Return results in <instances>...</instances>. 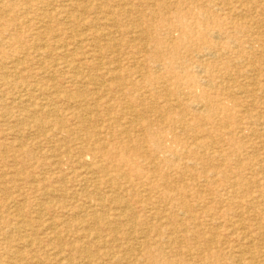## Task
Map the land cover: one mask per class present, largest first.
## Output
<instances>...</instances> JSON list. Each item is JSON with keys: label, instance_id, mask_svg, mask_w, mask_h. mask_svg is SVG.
Wrapping results in <instances>:
<instances>
[{"label": "rangeland", "instance_id": "rangeland-1", "mask_svg": "<svg viewBox=\"0 0 264 264\" xmlns=\"http://www.w3.org/2000/svg\"><path fill=\"white\" fill-rule=\"evenodd\" d=\"M263 147L264 0H0V264H264Z\"/></svg>", "mask_w": 264, "mask_h": 264}, {"label": "bare ground", "instance_id": "bare-ground-1", "mask_svg": "<svg viewBox=\"0 0 264 264\" xmlns=\"http://www.w3.org/2000/svg\"><path fill=\"white\" fill-rule=\"evenodd\" d=\"M234 4V3H233ZM74 8V7H73ZM128 11V10H127ZM97 12V11H96ZM95 12V13H96ZM76 18V17H75ZM129 19V18H128ZM132 19V18H131ZM41 21V20H40ZM66 21V20H65ZM67 21H69V20H67ZM129 21V20H128ZM39 22V21H38ZM113 22V21H112ZM40 24V23H39ZM77 24V23H76ZM37 26V25H36ZM111 26V25H110ZM156 27V26H155ZM110 28V27H109ZM179 29H180V31H183V33H186L187 31H189L188 30V28H187V26H184L182 23L180 24V26L178 27ZM81 29V28H80ZM67 31V30H66ZM75 31V30H74ZM80 31V30H79ZM60 35H62V34H60ZM108 35V34H107ZM252 35V34H251ZM101 36H103V35H101ZM82 37V36H81ZM109 37V36H108ZM159 38V37H158ZM16 39H18V38H16ZM56 39V38H55ZM54 39V40H55ZM95 39V38H94ZM22 40V39H21ZM93 40V39H92ZM152 40V39H151ZM18 41V40H17ZM47 42V41H46ZM110 42V41H109ZM63 43V42H62ZM108 43V42H107ZM83 44V43H82ZM38 45V44H37ZM66 46V45H65ZM77 46V45H76ZM75 46V47H76ZM105 46V45H104ZM117 46V45H116ZM9 47V46H8ZM74 47V46H73ZM72 51V50H71ZM231 53H232V51H231ZM245 55V54H244ZM247 55V54H246ZM93 56V55H92ZM216 56V55H215ZM139 61V60H138ZM145 62V61H144ZM242 63V62H241ZM134 65V64H133ZM153 65V64H152ZM235 65H236V67H237V64L235 63ZM54 66V65H53ZM143 66V65H142ZM192 66V65H191ZM232 66H234V65H232ZM253 66V65H252ZM251 66V67H252ZM135 67V66H134ZM72 68V67H71ZM213 68V67H212ZM238 68V67H237ZM248 68H250V66L248 67ZM111 70V69H110ZM129 71V70H128ZM214 71V70H213ZM75 72V71H74ZM191 72V71H190ZM262 72V71H261ZM110 73V72H109ZM154 73V72H153ZM214 73V72H213ZM244 73V72H243ZM242 73V74H243ZM240 74V73H239ZM238 74V75H239ZM241 74V75H242ZM247 74V73H246ZM18 76V75H17ZM42 76V75H41ZM226 76V75H225ZM234 76V75H233ZM116 77V76H115ZM244 77V76H243ZM18 78V77H17ZM148 78V81H149V83L151 84V82H153V80L152 79H150V77H147ZM231 78V77H230ZM233 78V77H232ZM228 79V78H227ZM246 79V78H245ZM115 80H117V79H115ZM130 80V79H129ZM245 81V80H244ZM11 82V81H10ZM224 82V81H223ZM245 84V83H244ZM249 85V84H248ZM199 86V85H198ZM261 86V85H260ZM131 87V86H130ZM212 87V86H211ZM235 87V86H234ZM244 87V86H243ZM242 87V88H243ZM249 87V86H248ZM251 87V86H250ZM263 87V86H262ZM219 88H220V86H219ZM233 88V87H232ZM236 88V87H235ZM254 88V87H253ZM256 88V87H255ZM237 90V89H236ZM262 91H263V89H262ZM261 91V92H262ZM220 92V91H219ZM219 92H217V93H219ZM240 92H241V90H240ZM239 92V93H240ZM221 93V92H220ZM232 93V92H231ZM222 94V93H221ZM229 94V93H228ZM241 94V93H240ZM239 94V95H240ZM259 94H261V93H259ZM227 95V94H226ZM239 95H236V96H238L239 97ZM141 96V95H140ZM241 96V95H240ZM162 97V96H161ZM261 97V96H260ZM128 98V97H127ZM256 98V97H255ZM25 99H27V98H25ZM256 99H258V97L256 98ZM260 99V98H259ZM167 101V100H166ZM18 102V101H17ZM174 102V101H173ZM182 102H185V101H182ZM220 102V101H219ZM128 103V102H127ZM28 104V103H27ZM26 104V105H27ZM37 104V103H36ZM170 105V104H169ZM259 105V104H258ZM219 106V105H218ZM130 107V106H129ZM220 107V106H219ZM257 107V106H256ZM27 109V108H26ZM134 109V108H133ZM170 109V108H169ZM244 109V108H243ZM28 110H29V108H28ZM199 110H200V108H199ZM253 110V109H252ZM261 111H263V109H260ZM178 111V110H177ZM237 111V110H236ZM255 111V110H254ZM92 112V111H91ZM172 112V111H171ZM209 112V111H208ZM241 112V111H240ZM258 112V111H257ZM55 113H57V112H55ZM90 113V112H89ZM176 113V112H175ZM242 113V112H241ZM53 114V113H52ZM133 114V113H132ZM248 114V113H247ZM89 115V114H88ZM156 116V115H155ZM157 116H158V114H157ZM172 116V115H171ZM81 117V116H80ZM232 117V116H231ZM256 117V116H255ZM4 118V117H3ZM85 118V117H84ZM86 118H88L87 116H86ZM133 118H135V117H133ZM31 119V118H30ZM91 119V118H90ZM171 119H172V117H171ZM169 121V120H168ZM191 121V120H190ZM256 121H257V119H256ZM146 122V121H145ZM162 122V121H161ZM183 122V121H182ZM157 123H158V121H157ZM156 123V124H157ZM160 123V122H159ZM186 123H188V122H186ZM217 123V122H216ZM57 124V123H56ZM60 124V123H59ZM58 124V125H59ZM113 124V123H112ZM162 124H164V122L163 123H161V125ZM183 124H184V122H183ZM41 125V124H40ZM48 125V124H47ZM61 125V124H60ZM206 125V124H205ZM255 125V124H254ZM259 125V124H258ZM257 125V126H258ZM66 126V125H65ZM178 126V125H177ZM189 126V125H188ZM122 126H120V128H121ZM162 127V126H161ZM167 127V126H166ZM174 127V126H173ZM186 127V126H185ZM227 127V126H226ZM225 127V128H226ZM52 128V127H51ZM84 128V127H83ZM110 128V127H109ZM117 128V127H116ZM256 128V127H255ZM259 128V127H258ZM66 129V128H65ZM108 129V128H107ZM164 129V128H163ZM212 129H214L213 127H212ZM236 129V128H235ZM257 129V128H256ZM49 130V129H48ZM113 130V129H112ZM148 130H150V129H148ZM222 130V129H221ZM228 130V129H227ZM237 130H239V129H237ZM258 130V129H257ZM107 132V131H106ZM142 132V131H141ZM151 132H152V130H151ZM131 133V132H130ZM225 133H227V132H225ZM228 134H229V132H228ZM233 134V133H232ZM117 135V134H116ZM118 135H119V133H118ZM184 135V134H183ZM198 135H199V133H198ZM220 135V134H219ZM226 135V134H225ZM238 135H240V133H238ZM19 136V135H18ZM28 136V135H27ZM133 136V135H132ZM221 137H223V136H221ZM239 137V136H238ZM246 137V136H245ZM260 137V136H259ZM19 138V137H18ZM216 138V137H215ZM189 139V138H188ZM213 139V138H212ZM242 139V138H241ZM250 139V138H249ZM151 140H152V142H154V144L156 145V147H158L157 149H158V151H162V144H161V141H160V137H158V136H156V135H154L153 133L151 134ZM119 141V140H118ZM196 141V140H195ZM121 142V141H120ZM228 142V141H227ZM252 142V141H251ZM202 143V142H201ZM115 144V143H114ZM202 144H204V143H202ZM227 144V143H226ZM206 145H207V143H206ZM103 146V145H102ZM101 146V147H102ZM116 146V145H115ZM114 146V147H115ZM148 146V145H147ZM165 146V145H164ZM99 147V146H98ZM106 148H107V146H105ZM203 146L202 145H197V148L200 150L201 148H202ZM212 147H213V145H212ZM206 148H207V146H206ZM219 148V147H218ZM256 148H257V146H256ZM264 148V147H263ZM103 149V148H102ZM205 149V148H204ZM150 151H151V149H149ZM197 152H199L197 149H195ZM206 150V149H205ZM216 150H218V149H216ZM252 150V149H251ZM97 151V150H96ZM103 151V150H102ZM207 152V151H206ZM211 152H213L212 150H211ZM243 151H241V153H242ZM184 153V152H183ZM186 153V152H185ZM184 153V154H185ZM243 154V153H242ZM94 155V154H93ZM104 155L107 157V156H109L110 155V153L108 152V153H104ZM204 155V154H203ZM206 157V156H205ZM174 158H176L177 159V157H176V155H174ZM201 158H203V157H201ZM94 159V158H93ZM176 159H174L175 160V162H176ZM193 159V158H192ZM218 160H219V158H218ZM236 160V159H235ZM249 160H251V159H249ZM168 161V160H167ZM178 161V160H177ZM214 161V160H213ZM212 161V162H213ZM216 161V160H215ZM238 161V160H237ZM241 161V160H240ZM219 162V161H218ZM250 162V161H249ZM248 162V163H249ZM199 163V162H198ZM202 163V162H201ZM213 163H215V162H213ZM163 164H166V163H163ZM180 164V163H179ZM90 165H92V163L90 164ZM152 165V164H151ZM204 165V164H203ZM237 165V164H236ZM246 165V164H245ZM249 165V164H248ZM200 166V165H199ZM205 166H209V165H205ZM237 167V166H236ZM146 168V167H145ZM217 168V167H216ZM227 168H229L228 166H227ZM233 168H234V166H233ZM248 169V168H247ZM199 170V169H198ZM229 170V169H228ZM236 170V169H235ZM223 171H225V170H223ZM257 171V170H256ZM258 172V171H257ZM256 172V173H257ZM226 173H228V172H226ZM195 174V173H194ZM219 174V173H218ZM210 175V174H209ZM208 175V176H209ZM240 175H241V173H240ZM87 175H85V177H86ZM173 176V175H172ZM257 176V175H256ZM255 176V177H256ZM262 176V175H261ZM151 177V176H150ZM155 177V176H154ZM230 177H231V175H230ZM238 177V176H237ZM246 177V176H245ZM249 177V176H248ZM251 177V176H250ZM264 176H262L261 178H263ZM91 178V177H90ZM233 178V177H232ZM231 178V179H232ZM264 179V178H263ZM92 179H90V181H91ZM192 180V179H191ZM85 181V180H84ZM180 181V180H179ZM187 181V180H186ZM237 181V180H236ZM247 180H245V182H246ZM256 181V180H255ZM163 182V181H162ZM221 182V181H220ZM223 182V181H222ZM238 182V185L236 186V188L237 187H239L240 185H239V181H237ZM242 182H244V180L242 181ZM202 183V182H201ZM204 183V182H203ZM224 183V182H223ZM225 183H226V181H225ZM230 183V182H229ZM248 183V182H247ZM253 183V182H252ZM256 183V182H255ZM213 184V183H212ZM233 184V183H232ZM244 184V183H243ZM75 185V184H74ZM85 185V184H84ZM104 185V184H103ZM196 185V184H195ZM222 185V184H221ZM225 185V184H224ZM227 185V184H226ZM229 185V184H228ZM234 185V184H233ZM246 185V184H245ZM245 185H244V187H245ZM255 185V184H254ZM263 185V184H262ZM98 186V185H97ZM223 186V185H222ZM248 186V185H247ZM183 187V186H182ZM227 186H225V188H226ZM255 188H256V186H254ZM88 188V187H87ZM166 188H168V189H172L173 188V186H167ZM251 188V187H250ZM183 189V188H182ZM120 190H121V188H120ZM226 190V189H225ZM255 190H257V188L255 189ZM114 191H116V190H114ZM188 191V190H187ZM247 191V190H246ZM208 192V191H207ZM222 192V191H221ZM225 192V191H224ZM236 192H238V191H236ZM241 192V191H240ZM114 193V192H113ZM229 194V193H228ZM226 195V194H225ZM224 195V196H225ZM239 195H241V193L240 194H238V196ZM237 196V198H239ZM188 197V196H187ZM145 198V197H144ZM232 198H234V197H232ZM232 198H231V200H232ZM111 199V198H110ZM186 199V198H185ZM214 199H216V198H214ZM248 200V199H247ZM250 200V199H249ZM121 201V200H120ZM169 203V202H168ZM197 203V202H196ZM264 204V203H263ZM49 205V204H48ZM238 206V205H237ZM255 206V205H254ZM99 207V206H98ZM198 207V206H197ZM204 207V206H203ZM203 207H201V208H203ZM210 207V206H209ZM230 207V206H229ZM234 207H235V205H234ZM251 207V206H250ZM256 207V206H255ZM263 207H264V205H263ZM126 208V207H125ZM147 208V207H146ZM156 208V207H155ZM240 208V207H239ZM198 209V208H197ZM205 209V208H204ZM203 209V210H204ZM224 209H226V208H224ZM223 209V210H224ZM235 209H236V207H235ZM42 210V209H41ZM122 210H124V209H122ZM129 210V209H128ZM152 210V209H151ZM157 210V209H156ZM43 211V210H42ZM144 211H146V209H144ZM143 211V212H144ZM150 211V210H149ZM198 211H200L199 209H198ZM207 211V210H206ZM226 211H228L227 209H226ZM233 211V210H232ZM231 211V212H232ZM44 212H45V210H44ZM97 212V211H96ZM99 212V211H98ZM147 212V211H146ZM172 212V211H171ZM204 212V211H203ZM225 212V211H224ZM118 213V212H117ZM173 213V212H172ZM227 213V212H226ZM247 213V212H246ZM144 214V213H143ZM195 214H196V212H195ZM225 214V213H224ZM228 214V213H227ZM233 214V213H232ZM147 215H148V213H147ZM201 215H203V214H201ZM200 215V216H201ZM206 215V214H205ZM207 215H208V211H207ZM222 215V214H221ZM75 216V215H74ZM73 216V217H74ZM204 216V215H203ZM226 216V215H225ZM79 217H81V215L79 216ZM182 217V216H181ZM264 217V216H263ZM206 218H207V216H206ZM216 219V218H215ZM158 220V219H157ZM202 220H204V218L202 219ZM232 220V219H231ZM250 220V219H249ZM264 220V219H263ZM40 221V220H39ZM169 221V220H168ZM237 221V220H236ZM149 222V221H148ZM234 222V221H233ZM181 223V222H180ZM205 223V222H204ZM203 223V224H204ZM235 223V222H234ZM237 223H238V221H237ZM147 224V223H146ZM219 224V223H218ZM86 225H88V224H86ZM148 225V224H147ZM220 225V224H219ZM204 226H205V224H204ZM203 226V227H204ZM224 226H227V225H224ZM241 226V225H240ZM177 227V226H176ZM185 227V226H184ZM236 227V226H235ZM226 228V227H225ZM229 228V227H228ZM242 228V227H241ZM50 229V228H49ZM210 229H212V228H210ZM232 229V228H231ZM237 229H240V228H237ZM257 229V228H256ZM261 229V228H260ZM47 230V229H46ZM134 230V229H133ZM229 230V229H228ZM234 230V229H233ZM263 230V229H262ZM261 230V231H262ZM12 231V230H11ZM25 231V230H24ZM70 231V230H69ZM86 231V230H85ZM102 231V230H101ZM183 231V230H182ZM181 231V232H182ZM241 231V230H240ZM257 231V230H256ZM255 231V232H256ZM260 231V232H261ZM104 232V231H103ZM193 232V231H192ZM233 232V231H232ZM22 233V232H21ZM82 233V232H81ZM179 235L178 236H175L176 238L177 237H179V240H178V244H179V246L178 247H176V249L175 250H172V251H167V252H169V253H166V252H164L165 251V248L164 247H162L161 246V244H159L157 247H150V246H146V248H145V251H143L142 252V254H140V256L142 255L143 257L142 258H147L148 260L146 261V264H228L227 263V261L224 259V258H222L220 255H219V252H220V250H218L217 248H211V246H207V247H201L198 243H189V238L186 236V233H183V235H180V232L178 231L177 232ZM194 233V235L197 237V236H200V238H201V236H202V238H208V236L206 235V234H201V231L199 232V231H195V232H193ZM203 233V232H202ZM242 233H244V232H241V234ZM170 234H172V233H170ZM221 234V233H220ZM132 235V234H131ZM234 234H232V236H233ZM243 235V234H242ZM26 237H27V235H25ZM24 236V237H25ZM190 236V235H189ZM236 238H238V236H236ZM197 239V238H196ZM217 239V238H216ZM219 239V238H218ZM242 239V238H241ZM262 239V238H261ZM29 240V239H28ZM56 240V239H55ZM80 240V239H79ZM203 240V239H202ZM221 240V239H220ZM238 241H239V239H237ZM256 240V239H255ZM196 241V240H195ZM211 241H213L214 242V244L216 245L217 243H218V241L219 240H215V239H212V240H207V242H204L205 244V246L209 243V242H211ZM258 241V240H257ZM134 242V241H133ZM158 242V241H157ZM163 242V241H162ZM161 242V243H162ZM241 242V241H240ZM243 242V241H242ZM57 243V242H56ZM87 243V242H86ZM220 243V242H219ZM244 243H245V241H244ZM105 244V243H104ZM167 244V243H166ZM213 244V243H212ZM211 244V245H212ZM163 245V244H162ZM240 245H241V243H240ZM263 245H264V243H263ZM15 246V245H14ZM102 246H104V245H102ZM141 246V245H140ZM140 246L138 247V248H140ZM235 246V245H234ZM258 246V245H257ZM60 247V246H59ZM213 247V246H212ZM261 247V246H260ZM237 248H239V247H237ZM236 248V249H237ZM13 249V248H12ZM233 249H234V247H233ZM264 251V248L263 249H260V251ZM238 252L234 255H232V256H230V258H231V264H255V256L253 257L252 256V253L253 252H251L250 250H243V251H240V249H238L237 250ZM130 252H132V251H130ZM258 252V251H257ZM171 253V254H170ZM170 254V255H169ZM258 255H259V252L257 253ZM113 255V254H112ZM127 255H131V253H128ZM230 255V254H229ZM257 255V256H258ZM261 256H262V254H261ZM97 257V256H96ZM171 257V258H170ZM258 258V257H257ZM261 258H263V256L261 257ZM233 259H237V262L235 263V262H233ZM63 260V259H62ZM117 260V262H118V264H122L123 263V261L125 260V258L123 257V255H120V256H118V258L116 259ZM61 261V260H60ZM106 261V260H105ZM35 262V261H34ZM257 263V262H256Z\"/></svg>", "mask_w": 264, "mask_h": 264}]
</instances>
